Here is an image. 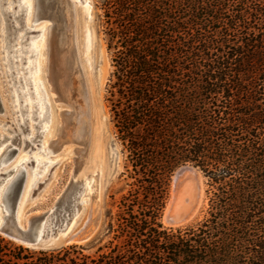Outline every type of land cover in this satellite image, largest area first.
<instances>
[{"label": "trees", "instance_id": "obj_1", "mask_svg": "<svg viewBox=\"0 0 264 264\" xmlns=\"http://www.w3.org/2000/svg\"><path fill=\"white\" fill-rule=\"evenodd\" d=\"M146 1L107 3L131 189L88 245L0 237V264H264V0ZM187 164L218 186L213 219L165 228L171 174Z\"/></svg>", "mask_w": 264, "mask_h": 264}, {"label": "rangeland", "instance_id": "obj_2", "mask_svg": "<svg viewBox=\"0 0 264 264\" xmlns=\"http://www.w3.org/2000/svg\"><path fill=\"white\" fill-rule=\"evenodd\" d=\"M22 1L11 0V6H9L10 0H0V12L4 14L8 27L10 56L15 55V50L18 47L22 48V59L16 65H10V72H7L8 68L1 66L0 62V146L9 142L13 135L19 133L20 136L15 139L12 148L17 150L16 153L24 149L31 156H34L37 152H40L44 143L57 140L58 128L61 125L60 114L70 111V107L68 103L59 100L57 93L52 89V83L42 73L43 87L41 88V94L45 106L44 116L40 118V107L33 105L35 111L33 121L29 119L30 107L26 106V102L34 99L31 76L35 69L30 68L27 70V67L28 62H35L37 57L28 50L31 48V43L41 35L42 25L51 22L44 19L33 21L29 25L26 10L22 8ZM72 1L74 2L77 53L91 104L92 133L97 131L100 136L102 154L99 159L94 160L90 155V148H88L81 168H77V162L81 160L79 151L85 148L79 144L66 143L61 150L49 155L48 159L44 160L41 165L39 180L32 188L30 198L24 203L23 212L32 215L43 213L54 207L55 211L57 209L65 215V218L57 224V228L61 226L59 231L62 229V222L66 224L69 222L70 227H67L64 223V232L67 233L68 230H72L70 233H73L81 227L87 216L91 199L90 190L87 187L91 181L93 186L98 185L100 190L99 199L102 217L99 230L95 235L97 237L106 226L108 212L112 210L113 214L117 213V205L131 189L130 185L134 183V179L130 178L132 167L128 161V152L119 139L108 100L114 67L112 63L113 51L108 49L107 31L111 26L107 23V14L111 13L112 16V10L107 8L108 0ZM152 1L147 0L146 3H152ZM158 1H161L160 3L164 7L167 3L181 0ZM180 3L183 4V0ZM31 26L33 30L28 33L26 29ZM21 34H24L23 39L20 38ZM1 45L2 43H0V47ZM2 56H5V54L0 55V57ZM42 57H45L43 52ZM12 60L13 58H11ZM26 89H28L29 95L24 94ZM16 91L18 92V98L14 96ZM16 110H19V112H16ZM32 125L35 132L33 137H31ZM34 165L33 158L29 162V168ZM7 166L4 165L1 168L5 169ZM185 166H191L201 173L204 199L194 220L190 223L179 227H170L164 224L163 215L172 197L175 174L184 166L175 169L170 177L167 200L160 217V222L165 228L174 230L197 228L203 223L211 221L214 216V196L219 193L218 186L214 185L199 168L190 164ZM2 173L5 174L6 172L2 171ZM70 192L73 193L75 200L69 206H66L61 203L62 198ZM64 207H66L65 210ZM74 212H76V216L72 221ZM0 237L12 241L1 234ZM12 242L21 245L18 242ZM29 248L50 250L56 247L47 244L44 247Z\"/></svg>", "mask_w": 264, "mask_h": 264}, {"label": "bare ground", "instance_id": "obj_3", "mask_svg": "<svg viewBox=\"0 0 264 264\" xmlns=\"http://www.w3.org/2000/svg\"><path fill=\"white\" fill-rule=\"evenodd\" d=\"M11 6V0L9 3ZM22 8L26 10L27 23L30 25L39 20H49L50 24H43L41 35L31 44L29 52H33L37 60L28 62L27 70L35 69L33 72L32 85L34 87V99L27 100L26 106H29V119L33 121L34 108L33 105L40 107V118L44 116V102L42 99L43 83L41 80L42 73L52 83L53 91L58 95L59 100L68 103L70 111L60 114L61 125L58 128L57 140L46 142L43 144L40 152L31 156L24 149L16 153L13 149L15 139L20 136L13 135L9 142L0 146V168L8 165L7 168L0 169L6 172V178L0 184V224L3 223V218L7 213L4 211L3 200L10 191L14 182L21 176H25L26 185L23 193L22 201L16 211V218L19 225L28 223L33 218L43 216V224L47 218L55 212L54 207L49 208L43 213L28 215L23 212L24 203L30 198L32 188L39 180V172L44 160L48 159L49 155L61 150L66 143H76L85 149L79 151L81 160L77 162V168H81L84 164V157L87 149L90 148V155L94 160L100 158L102 154V144L98 132L92 133L91 126V104L89 100L88 90L82 77L81 67L77 53V43L75 35L74 22V2L72 0H23ZM21 10V9H20ZM26 31L31 33L33 27H27ZM8 27L6 25L4 14L0 12V37L2 43L0 55L1 66L7 67V72H10V65H16L22 59V48L18 47L15 50V55L10 56L8 42ZM21 39L24 34L20 35ZM42 52L45 57H42ZM11 58L13 60L11 61ZM42 58V61H41ZM29 61V60H28ZM27 80L25 81V83ZM25 95H29L28 89L24 91ZM15 98H18V92H14ZM17 106V104H16ZM19 112V110H16ZM17 122V120H15ZM24 122V120H22ZM16 133V132H14ZM35 136L34 127L31 126V137ZM34 158L35 165L29 168V162ZM90 190L91 199L87 216L81 227L73 232L78 234L82 230L89 231L95 229L101 215L100 208V190L99 186H93L90 181L87 187ZM204 199L203 177L196 170H186L182 175L174 177L172 187V197L165 211V217L168 213L175 219L173 227L184 226L194 220L199 206ZM56 215V216H55ZM76 216L74 212L73 219ZM54 222L57 221V209L54 213ZM165 225H168L166 218L163 219ZM58 232V236H65L70 233L64 232V225ZM67 222L66 226L70 227ZM169 226V225H168ZM70 229V228H68ZM80 244V242H77Z\"/></svg>", "mask_w": 264, "mask_h": 264}, {"label": "water", "instance_id": "obj_4", "mask_svg": "<svg viewBox=\"0 0 264 264\" xmlns=\"http://www.w3.org/2000/svg\"><path fill=\"white\" fill-rule=\"evenodd\" d=\"M192 169L195 168L191 166H184L176 172L175 177L182 175L186 170ZM0 177L1 184L6 178V174L2 173L0 174ZM25 185V176L19 177L14 182V184L10 188V191L3 200L4 211L5 213H7V215H5V217L3 218V223L0 224V234L2 236L12 241L18 242L26 247H44V245L51 244L52 246L56 247L52 249L78 244L77 242H80V244L78 245L88 244L94 239L100 227L102 217L101 215L98 221V225L95 229L89 231L82 230L81 232H79V235L77 233H73L65 236H58V231L61 226L57 228V224L60 220L65 218V215H63L58 210L56 223L54 222L55 219L53 217L54 213L56 214L55 211L53 214L50 215L49 218H47L44 224L42 222L43 216H39L33 218L28 223H24L21 227L16 218V211L19 207L20 202L22 201ZM74 200L75 198L73 197V193L70 192L62 198L61 203L66 206H69ZM65 209L66 207H64V210ZM164 218H166V222L168 223V225L170 227H173L175 219L171 216V214L168 213V215L165 217L164 213L163 219Z\"/></svg>", "mask_w": 264, "mask_h": 264}]
</instances>
